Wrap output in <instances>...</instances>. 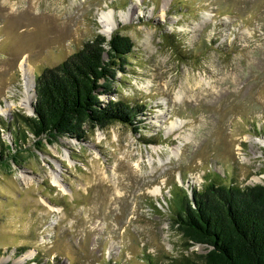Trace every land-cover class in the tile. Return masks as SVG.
I'll use <instances>...</instances> for the list:
<instances>
[{
	"label": "rangeland",
	"instance_id": "obj_1",
	"mask_svg": "<svg viewBox=\"0 0 264 264\" xmlns=\"http://www.w3.org/2000/svg\"><path fill=\"white\" fill-rule=\"evenodd\" d=\"M13 1L0 6L1 119L33 114L18 104L22 63L36 80L117 30L134 50L100 98L141 107L135 124H88L40 145L29 135L0 169V264H170L204 252L174 222L178 198L209 178L264 183V0Z\"/></svg>",
	"mask_w": 264,
	"mask_h": 264
},
{
	"label": "trees",
	"instance_id": "obj_2",
	"mask_svg": "<svg viewBox=\"0 0 264 264\" xmlns=\"http://www.w3.org/2000/svg\"><path fill=\"white\" fill-rule=\"evenodd\" d=\"M131 36L99 33L66 59L36 75L33 114L18 112L12 124L0 118L11 134L0 131V169L18 161L22 145L32 134L43 138L82 137L84 126L116 121L135 124L140 105L121 98L105 104L100 94L113 92L117 72L124 71L133 53ZM209 178L192 196L178 198L174 222L187 238V247L204 246L194 257L184 255L170 264H264V183L242 186ZM151 264H159L151 262Z\"/></svg>",
	"mask_w": 264,
	"mask_h": 264
},
{
	"label": "bare ground",
	"instance_id": "obj_3",
	"mask_svg": "<svg viewBox=\"0 0 264 264\" xmlns=\"http://www.w3.org/2000/svg\"><path fill=\"white\" fill-rule=\"evenodd\" d=\"M1 4L5 8H8V7L12 8V6H14V4H15V1H13V0H0V6H1ZM30 4H31V2H30ZM23 9H21V11ZM129 11H130V8H128L126 11L125 10L124 11H120V13H119L120 14L119 15L120 18L122 20L126 19L127 18V14H128ZM24 12H25V9H24ZM29 12H31V11H29ZM124 13H126V14H124ZM46 20H48V19H46ZM42 21H44V20L42 19ZM99 21H100V23L102 25V31L105 32L106 34H110L113 31L114 26L116 25V16H115L114 10L110 9L109 11L103 12L100 15ZM51 28H52V23H51ZM48 30H49V28H48ZM53 35H54V33H53ZM21 68H22V77H23V86H24V91L23 92H24L25 96H23L20 99L18 104L20 105V107L25 108L28 112H30V111H32V100H33V97L35 96V84H34L35 83V73H34V68L32 66L28 65V63L26 64V62L21 64ZM13 104L14 103L8 102L7 106H6L7 108L6 109L3 108L4 109L3 111L6 112L7 110L13 108ZM53 179H54V181H58V178H57L56 175L53 176ZM158 191H159V189H156L155 193L158 194ZM25 258H26L25 256L22 257V259H20L19 262L24 260Z\"/></svg>",
	"mask_w": 264,
	"mask_h": 264
},
{
	"label": "water",
	"instance_id": "obj_4",
	"mask_svg": "<svg viewBox=\"0 0 264 264\" xmlns=\"http://www.w3.org/2000/svg\"><path fill=\"white\" fill-rule=\"evenodd\" d=\"M111 36V35H110Z\"/></svg>",
	"mask_w": 264,
	"mask_h": 264
}]
</instances>
